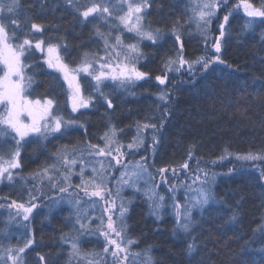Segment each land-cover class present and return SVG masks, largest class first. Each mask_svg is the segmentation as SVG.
<instances>
[{
    "label": "trees",
    "instance_id": "trees-1",
    "mask_svg": "<svg viewBox=\"0 0 264 264\" xmlns=\"http://www.w3.org/2000/svg\"><path fill=\"white\" fill-rule=\"evenodd\" d=\"M85 2L80 0L82 4ZM237 2L229 0V5ZM252 2L259 5L260 0ZM195 6L193 0H151L144 23H150L153 29L160 28L163 39L155 44L147 40L140 44L143 58L137 67L148 73L145 80L125 87H120L118 81L104 82V90L114 105L111 109L102 99L96 98L94 106L73 113L66 97L67 85L58 73L47 68L42 55L34 53L29 61L32 67L27 70L34 80L31 97L55 98L56 110L59 109L66 120H78L83 127L73 125L62 129V133L49 136L43 143L35 142L32 136L23 142L21 168L14 170L11 182H0V249L22 246L26 239L33 237L35 243L23 254V264H42L39 256L45 257L44 264H89L90 261L95 264L100 256H104V238L98 234H84L79 238L81 252L98 254L95 257L70 258V247L62 240L64 235L72 232L76 200L80 201V210L93 218V227L99 223V218L106 219L107 216L105 205L99 200L92 201L77 187L81 184V176L73 174V186L67 192H60L59 185L53 187L48 180L38 183L32 174L51 165L62 147L66 146L69 152L76 148L79 155V149H85L89 143L103 146L101 136L112 124L119 130L117 139L125 146L124 157L130 162L134 158L133 163L145 159L154 178L159 175L156 170L161 167L172 166L179 171V165L187 162L188 171L181 184L166 172L169 184L179 185L178 191L182 193L188 189L194 176L200 174L197 168L216 173L215 182L210 187L220 203L210 204L202 215L198 208L192 209L196 223L191 235L199 244L198 252L192 256L186 254L189 234L177 228L169 191L162 188L166 201L157 218L151 213L150 201L143 191L130 188L124 198L125 203L131 201L126 214L127 235L137 241L131 246L132 252L142 254L149 250L153 264H264V180L260 178L264 161L235 158L248 152H264V39H261L264 23L256 18L252 29L245 30L244 24L251 18L240 9L234 11L219 53L226 63L213 64L206 72L195 65L190 73L185 66L179 72H168L167 82L161 85L155 77L165 74V61L175 58L179 50V42L171 31L172 25L179 22L177 31L186 59L194 60L205 55L199 29L194 19H190L194 16ZM224 11L220 8L209 26L213 36L217 35L218 21H222ZM16 18L20 24L18 39L29 32L31 23L42 24L44 33H34L33 36H43L46 43L62 39L68 47L61 51L65 60L73 65L85 52L104 55L103 41L96 31L107 33L109 26L103 20L94 21L92 17L83 21L65 0H21L20 14ZM12 27L15 26L10 25ZM118 31L119 28L111 27L113 35ZM123 37L125 43L135 42L132 33L125 31ZM164 89L170 94L168 104L158 99ZM84 91H88L86 84ZM162 117L163 127H160ZM145 122L156 123L159 129L155 132L159 141L154 146L155 152L152 151L154 130L151 128L143 133L144 143L140 150L129 151L126 146L137 134V123ZM4 139L8 143L0 155L7 158L14 142L10 137ZM190 150L191 160L188 159ZM225 150L233 155L219 160ZM80 159L83 163L78 161L75 171L78 173L81 168L84 171L88 168L84 178L89 179L90 168L98 169L97 161L100 160L86 153ZM114 179L115 176L110 185ZM60 183L64 182L61 180ZM29 193L36 196L33 202L38 206L29 220L24 221L22 217L12 215L16 209L9 208L8 204L13 200L26 204ZM177 197L182 200L179 193ZM184 204L190 206L191 200L187 199ZM233 212L237 215L235 221L230 219ZM104 261L111 264L110 257L105 256ZM141 261L142 256L134 262L129 257V264H141Z\"/></svg>",
    "mask_w": 264,
    "mask_h": 264
},
{
    "label": "snow or ice",
    "instance_id": "snow-or-ice-1",
    "mask_svg": "<svg viewBox=\"0 0 264 264\" xmlns=\"http://www.w3.org/2000/svg\"><path fill=\"white\" fill-rule=\"evenodd\" d=\"M65 3L79 13L83 21H88L89 17L93 20H103L109 26L107 33L101 32L99 29L96 35L103 41L104 55L99 53L85 52L80 60L75 64H71L65 60L62 49H67L68 45L61 39L59 42H45L43 36L35 37L34 33H44L45 26L39 23H31L29 32L24 33V38H17V29H19V20L16 18L20 14L21 0H0V152H3L4 146L8 143L4 138L10 137L14 142L12 149L7 158L0 155V180H13L14 170L21 168L20 155L23 142L29 136L34 137L35 142L43 143L47 141L49 136L62 133V129L70 126L78 125L83 127L76 119H65L56 107L55 98H30L32 93L30 89L34 83L33 76L28 74V69L32 67L29 62L35 52L42 54L41 59L47 65L48 69L59 74V77L66 83V97L70 102L71 111L73 113L81 112V109H89L94 106L96 98L102 99L107 108L114 107L109 94L104 90L106 80L119 82L120 87L126 85H135L137 81L145 80L148 73L138 69L137 64L143 58V52L140 44L147 40L153 44L163 39V32L160 28L153 29L151 24H145L144 21L148 15V9L151 7V0H86L80 3V0H65ZM220 8L225 11L222 15V21H218L217 35L209 30L212 20L217 17ZM243 13L251 18L244 24L245 30H251L256 23V18L264 23V0H260L259 5L252 0H238L237 3L229 5V0H201L193 9L196 27L205 45V55L195 58L194 60L186 59L183 55V42L177 31L179 22L171 26V31L179 42V50L175 58H168L164 63V75H157L155 79L159 84L163 85L167 82V73L176 71L187 66V70L191 73L195 65L200 66V70L206 72L213 64H225L219 53L222 51V41L226 35V29L229 25V18L233 12L241 9ZM7 21V22H5ZM10 25L15 27L10 28ZM115 26L120 29L115 35L111 32V27ZM22 31V30H21ZM132 33L135 42L125 43L123 33ZM33 36V38H28ZM264 39V36L261 37ZM230 67V65H229ZM84 77V83L88 86L85 93L84 86L81 83V77ZM90 78V79H88ZM94 82V83H93ZM170 94L167 89L161 91L158 99L168 104ZM167 111V109L165 110ZM86 115V113H81ZM24 117V118H22ZM137 134L133 137L131 143L126 147L129 151L139 149L143 146V133L149 128L153 129V153L155 152V144L159 143L156 139L155 132L158 131L156 123H137ZM163 127V117L160 122ZM118 129L115 125L109 124L108 130L101 136L104 141L103 146L97 144H87L85 149L73 148L69 152L67 147H62L55 156V161L51 165H45L40 171L32 174L33 179L38 183L48 180L55 187L59 185L60 192H67L71 184V176L78 174L81 176V184L77 185L89 198L96 197L104 201L106 207L104 212L107 214L106 219L99 218V223L93 227L91 224L92 217L88 216L86 211L82 212L79 208L80 201H75L76 218L70 234L64 235L62 240L70 247V258L81 256H97L95 253H82L79 238L84 234H92L102 236L104 238L103 254L95 264H106L104 257L111 258V264H129V257L133 262L142 256L141 264H153V259L149 250H145L142 254L132 252L131 246L137 241L127 235L126 214L129 211V200L125 203L120 199V192L123 187L131 188L133 191L141 192L150 201V210L153 215L159 218L160 210L164 207V196L160 195L156 189L158 185L151 184L149 181L154 180L152 173L148 170V164L145 159L136 161L135 163H123L125 146L117 139ZM93 157H106L107 167L102 161L99 169L93 168V176L85 179L83 176L84 168L77 173L75 166L83 163L80 159L84 154ZM233 155L225 150V155L219 157L224 160L228 156ZM192 151H189L188 159L191 160ZM237 160L241 161H264V152L236 155ZM116 165L123 164L120 177L117 180V188L115 193L108 188L105 181L108 179L110 170ZM216 163V161H212ZM189 167L187 162L179 165L181 170H187ZM161 176L162 182L167 183V177L163 173L171 172L176 175L177 169L172 166H165L157 169ZM231 171V170H230ZM197 172L192 179V184H199V188L195 189L197 195L194 202L189 206L182 205L175 196L178 191L176 185H170L169 191L172 193V207L177 217V228L183 233L189 234L190 242L187 244L186 254L192 256L199 250V244L193 232V226L196 221L193 219L192 209L198 208L202 215L205 208L210 204L220 203L215 199L214 193L210 185L215 182L216 173L201 168H197ZM260 178L264 180V170H260ZM61 180L64 182L61 184ZM145 182V187L141 189L140 182ZM209 185V187H205ZM191 189V185L188 186ZM36 196L29 193L27 203H18L13 200L8 204L9 208L16 209L12 214L14 217H22V220L28 221L31 213L37 207L33 202ZM120 203L117 204V200ZM54 203H59L55 201ZM115 216V219L113 218ZM231 221L237 219L235 212L230 217ZM87 221V222H85ZM76 225L79 227L77 228ZM35 243L33 237L25 240L22 246L0 249V262L2 264H23V254ZM111 249V251H110ZM39 260L44 264L45 257L39 256ZM93 264V262H89Z\"/></svg>",
    "mask_w": 264,
    "mask_h": 264
},
{
    "label": "rangeland",
    "instance_id": "rangeland-1",
    "mask_svg": "<svg viewBox=\"0 0 264 264\" xmlns=\"http://www.w3.org/2000/svg\"><path fill=\"white\" fill-rule=\"evenodd\" d=\"M194 1V3H195V5L197 4V3H199V2H201V0H193ZM240 11H243L242 10V8L240 9ZM213 37H215V36H213ZM35 53H39V52H35ZM40 55H42L41 53H39ZM219 55V54H218ZM106 81H109V80H106ZM84 81H83V76L81 77V83H82V85L84 86L85 84L83 83ZM111 82H113V81H111ZM65 83V82H64ZM66 84V83H65ZM30 98H32V97H30ZM68 106H69V108H70V110H71V105H70V102L68 101ZM57 107V106H56ZM56 107L53 109V111H55L56 110ZM81 111H83V109H81ZM22 118H24V117H22ZM27 138H30V136L29 137H27ZM26 138V139H27ZM140 150V148L137 150V151H139ZM123 151H124V149H123ZM126 156V155H125ZM107 159H109V158H106V157H98V159L97 160H100V161H102V162H104L105 163V167H107V162H105V161H107ZM96 159H94V161H95ZM133 161L132 162H130V160L128 161V159H126L125 157H124V159H123V163L124 164H126V163H133L135 160H134V158L132 159ZM21 163V162H20ZM113 163V165H114V167L110 170V173H109V175H108V179L106 180V184H107V186H108V188H110L111 190H112V192L113 193H115V190H116V188H117V180L119 179V177H120V172H121V170H122V167H123V164H121V165H116L115 164V162L113 161L112 162ZM99 167H100V164L98 165V169H99ZM94 168V167H93ZM93 168H90V170H92ZM187 171H188V169L187 170H179V171H177L176 172V175H173L171 172H170V174H168V175H170V177L171 178H175L177 181H178V183H182V181L186 178L185 177V175L184 174H186L187 173ZM86 173H88V168H86V171H84V173H83V176H85L86 175ZM91 173H93V172H91ZM88 174V177H92L93 175L92 174ZM115 176V179H114V183L112 184V185H110V183H111V178L112 177H114ZM160 176H161V174L159 173V175L154 179V181H156V183H154V181L152 180V181H149V186H151V184H156V185H158V188L156 189V191L160 194V195H163L164 194V192H162V188H165V189H167L168 191H169V186H170V184H169V179L167 178V183H164V182H162L161 181V179H160ZM163 176H167V173H163ZM173 180V179H172ZM2 180H0V182H1ZM189 185H191V189L192 190H186L185 189V192H181V191H177V193H179L180 195H181V201H179V197H177V193H176V196H175V198H176V200H178L182 205H183V203H185V201L188 199V201L189 200H191V203L192 202H194V198L196 197V195H197V193H196V191H195V189H197V188H199V184L197 183V184H192V180H191V182L189 183ZM179 186V185H178ZM177 186V187H178ZM140 187H141V189H143L144 187H145V182L144 181H141L140 182ZM130 188H128V187H123L122 188V190H121V192H120V199H124L123 201L125 202V199L126 198H124V196L126 195V192L129 190ZM177 189H180V188H177ZM164 196V195H163ZM171 196H172V193L169 191V198L171 199ZM185 197L187 198V199H185ZM92 201L93 200H99V198H96V197H92V198H90ZM120 199H118L117 200V204H119L120 203ZM172 200V199H171ZM165 201L166 200H164V203H165ZM99 202H101L103 205H105V202L104 201H101V200H99ZM37 205V204H36ZM171 205H172V202H171ZM38 206V205H37ZM105 207H106V205H105ZM110 251H111V249H110Z\"/></svg>",
    "mask_w": 264,
    "mask_h": 264
}]
</instances>
